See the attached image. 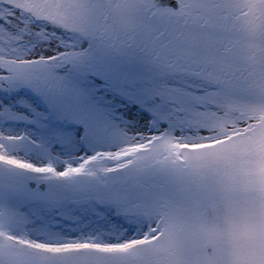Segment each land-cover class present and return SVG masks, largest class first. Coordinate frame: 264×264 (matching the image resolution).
<instances>
[{
    "label": "snow or ice",
    "instance_id": "6c2138e0",
    "mask_svg": "<svg viewBox=\"0 0 264 264\" xmlns=\"http://www.w3.org/2000/svg\"><path fill=\"white\" fill-rule=\"evenodd\" d=\"M0 264H264V0H0Z\"/></svg>",
    "mask_w": 264,
    "mask_h": 264
}]
</instances>
